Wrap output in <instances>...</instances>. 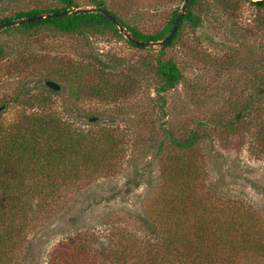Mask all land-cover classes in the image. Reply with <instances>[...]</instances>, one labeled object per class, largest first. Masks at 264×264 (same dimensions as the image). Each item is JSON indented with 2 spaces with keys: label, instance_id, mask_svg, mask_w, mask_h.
I'll return each instance as SVG.
<instances>
[{
  "label": "rangeland",
  "instance_id": "obj_1",
  "mask_svg": "<svg viewBox=\"0 0 264 264\" xmlns=\"http://www.w3.org/2000/svg\"><path fill=\"white\" fill-rule=\"evenodd\" d=\"M51 1L0 0V17ZM104 1L146 34L160 30L184 5V0ZM78 2L93 7L88 0ZM192 10L201 23L185 21L178 39L164 49L163 58L175 60L183 78L163 94L162 110L154 70L161 46L136 48L124 33L91 29L72 35L48 28L31 34L0 29L3 125H12L24 110L42 108L44 98L64 118L77 109L80 116L74 120L80 128L114 130L120 142L119 157L109 170L68 190L62 204L29 232L18 264H47L56 244L85 230L145 234L161 162L174 152L167 132L178 138L192 131L203 134L195 147L203 179L196 186L198 198L250 210L264 241V9L246 0H198ZM78 62L88 66L97 82L108 81L115 90L97 96L89 82L79 84L71 75V81L58 78ZM47 79L62 85L49 98L41 84ZM91 116L99 118L98 125ZM248 252L241 264H264V250Z\"/></svg>",
  "mask_w": 264,
  "mask_h": 264
},
{
  "label": "trees",
  "instance_id": "obj_2",
  "mask_svg": "<svg viewBox=\"0 0 264 264\" xmlns=\"http://www.w3.org/2000/svg\"><path fill=\"white\" fill-rule=\"evenodd\" d=\"M88 1L93 7L109 12L126 32L144 42L163 40L179 14L176 9L160 30L146 34L109 10L104 0ZM246 1L264 9V1ZM197 3L198 0L189 1L172 40L161 46L155 56V91L161 110L166 102L163 94L175 88L183 78L177 62L163 58L164 49L178 39L185 21L193 25L201 23L192 10ZM83 5L88 4H80L78 0H52L16 9L0 17V24L71 11ZM6 10L5 6L3 11ZM44 28L71 35L90 29L123 35L118 26L96 12L43 18L8 26L4 31L19 29L31 34ZM128 42L136 48L145 47ZM4 52L0 45V56ZM69 75L79 84L91 83V93L97 96L115 90L108 81L97 82L89 74L88 66L79 62L71 63L58 78L71 81ZM98 78L103 76L98 75ZM45 81L41 84L49 98L57 92ZM44 100L42 108L24 110L12 125L0 122V264H18L29 232L62 204L67 191L78 187L86 177L109 170V166L114 165L111 161L119 157L120 142L114 130L82 129L74 120L80 116L77 109L67 119L46 106ZM92 118L88 119L98 125L99 118ZM167 134L174 152L161 162L160 187L153 201L148 203L144 218L147 232L85 230L56 244L48 254L47 264H241L243 254L264 250L262 236H258L261 231L250 210L235 203L211 205L205 196L198 198L196 186L203 179L199 175L195 147L203 134L192 131L184 138Z\"/></svg>",
  "mask_w": 264,
  "mask_h": 264
},
{
  "label": "water",
  "instance_id": "obj_3",
  "mask_svg": "<svg viewBox=\"0 0 264 264\" xmlns=\"http://www.w3.org/2000/svg\"><path fill=\"white\" fill-rule=\"evenodd\" d=\"M190 0H184V5L182 7V10L179 12L172 28L170 29L169 33L167 34V36L160 41H157L155 43L153 42H144V41H139L135 38H133L128 32H126V30L121 27L118 23V21L106 10L100 8V7H79L77 9H73L71 11H64L61 13H49V14H40V15H36V16H31V17H27V18H22L20 20L17 21H8V22H4L2 24H0V29L6 28L8 26H14V25H18L24 22H31V21H35V20H40L43 18H50V17H57L60 15H70V14H79V13H88V12H96V13H100L102 15H104L107 19H109L114 25L118 26L121 30L122 33L125 34L126 38L134 43V44H138V45H142V46H149V45H159V46H164L166 44H168V42H170L173 38V35L175 34L176 30L179 27V24L183 18V15L186 11L187 5L189 4ZM252 1H264V0H252ZM45 84L51 88L52 90L58 92L61 90L62 85L54 80H46ZM4 108V106H0V111ZM97 117H93L92 120H96Z\"/></svg>",
  "mask_w": 264,
  "mask_h": 264
}]
</instances>
